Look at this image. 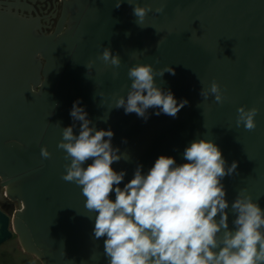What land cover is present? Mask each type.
Masks as SVG:
<instances>
[{
    "label": "water",
    "instance_id": "obj_1",
    "mask_svg": "<svg viewBox=\"0 0 264 264\" xmlns=\"http://www.w3.org/2000/svg\"><path fill=\"white\" fill-rule=\"evenodd\" d=\"M19 2H0V186L17 203L13 215L0 209V246L17 236L41 264H108L106 237H94L96 214L80 187L62 179L70 160L57 144L63 128L79 132L70 116L77 100L90 126L111 129L113 147L130 157L112 165L126 172L121 188L137 165L147 173L160 155L185 163L184 149L204 138L220 148L226 169L238 164L221 180L229 205L246 189L264 209V0H137L153 9L140 26L127 0L119 8L116 0H68L51 34L40 18L20 14ZM162 2L165 12L155 13ZM104 47L119 54V68L98 58ZM139 63L175 70L156 77L178 103L188 101L175 118L151 108L145 120L115 108ZM213 80L223 103L200 95ZM241 106L259 110L254 131L236 126Z\"/></svg>",
    "mask_w": 264,
    "mask_h": 264
},
{
    "label": "clouds",
    "instance_id": "obj_2",
    "mask_svg": "<svg viewBox=\"0 0 264 264\" xmlns=\"http://www.w3.org/2000/svg\"><path fill=\"white\" fill-rule=\"evenodd\" d=\"M124 2L116 0L115 7ZM127 3L133 6L139 26L153 11L151 5L141 6L137 0ZM154 11L163 14L165 3ZM98 58L116 68L121 65L119 54L113 55L108 47ZM93 63L86 65L88 71ZM165 73L175 75V70L171 66L157 70L147 63L131 66L127 94L116 98L115 108L145 120L151 108L159 109L156 115L175 118L188 101L178 103L170 90L157 84L156 77ZM200 95L205 100L214 96L216 103L224 101L215 80ZM258 111L256 107H239L236 126L254 131ZM70 116L80 122L79 132L74 133L75 125L62 130L57 148L70 160L62 179L80 187L84 207L96 214L94 237H106L108 264H264V209L246 189L229 205L221 180L234 174L238 164L233 161L226 169L222 151L212 140H193L183 151L185 163L160 155L147 173L137 165L133 178L121 188L126 172H117L112 165L130 157L113 147V131L90 126L79 100L73 103ZM41 156L47 159L51 153L42 147ZM229 207L235 217L232 228Z\"/></svg>",
    "mask_w": 264,
    "mask_h": 264
},
{
    "label": "flooded vegetation",
    "instance_id": "obj_3",
    "mask_svg": "<svg viewBox=\"0 0 264 264\" xmlns=\"http://www.w3.org/2000/svg\"><path fill=\"white\" fill-rule=\"evenodd\" d=\"M68 0H20L18 12L23 16L40 18L42 31L51 34L55 31L63 16L64 3ZM5 4H16V0H0ZM1 185V180H0ZM17 207V203L5 198L4 190L0 186V209L10 215L8 211Z\"/></svg>",
    "mask_w": 264,
    "mask_h": 264
},
{
    "label": "rangeland",
    "instance_id": "obj_4",
    "mask_svg": "<svg viewBox=\"0 0 264 264\" xmlns=\"http://www.w3.org/2000/svg\"><path fill=\"white\" fill-rule=\"evenodd\" d=\"M17 207L8 211L13 215ZM0 264H41L34 256L24 252L17 236L0 246Z\"/></svg>",
    "mask_w": 264,
    "mask_h": 264
}]
</instances>
